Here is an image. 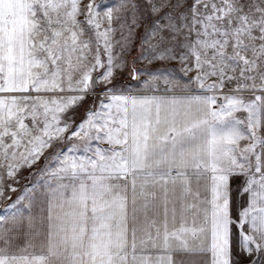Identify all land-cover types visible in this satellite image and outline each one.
I'll list each match as a JSON object with an SVG mask.
<instances>
[{"label":"snow or ice","instance_id":"snow-or-ice-1","mask_svg":"<svg viewBox=\"0 0 264 264\" xmlns=\"http://www.w3.org/2000/svg\"><path fill=\"white\" fill-rule=\"evenodd\" d=\"M0 264H264V0H0Z\"/></svg>","mask_w":264,"mask_h":264},{"label":"rangeland","instance_id":"rangeland-1","mask_svg":"<svg viewBox=\"0 0 264 264\" xmlns=\"http://www.w3.org/2000/svg\"><path fill=\"white\" fill-rule=\"evenodd\" d=\"M85 2H86V0H85ZM21 183H23V181Z\"/></svg>","mask_w":264,"mask_h":264}]
</instances>
